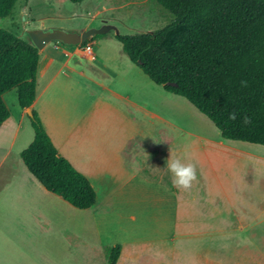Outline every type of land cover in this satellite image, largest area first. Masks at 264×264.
Here are the masks:
<instances>
[{
  "label": "crops",
  "instance_id": "0c3cea01",
  "mask_svg": "<svg viewBox=\"0 0 264 264\" xmlns=\"http://www.w3.org/2000/svg\"><path fill=\"white\" fill-rule=\"evenodd\" d=\"M120 1L78 3V8L88 3L85 9L89 16V21L80 26V33L103 24L115 27L112 14L130 4ZM26 4L27 0L24 14ZM98 17L101 21L94 24ZM52 27L36 29L50 31ZM28 42L31 44L30 40ZM49 44L52 53L44 52L48 44L37 50L35 98L29 110L38 115L57 153L89 182L95 203L88 210L98 204H110L114 217L138 225L141 220L167 219L166 214L152 210V205L161 204L162 199H155L152 193L145 191L150 185L162 187L163 168L156 159L164 157L167 161L175 154L184 163L185 136L191 144L201 141L213 150L223 142L185 131L184 118L175 104L177 99L167 105L168 95L181 97L152 84L127 59L114 38L102 36L99 43L89 40L84 45ZM87 49L92 57L89 62L85 60L89 54ZM6 97H9L10 107L5 102ZM2 101L9 116L0 125V136L8 141L0 151V264H39L34 262L32 253L39 254L43 245H33L29 238L24 244L25 236L29 237L34 231L40 235L46 233L50 219L62 216L72 207L46 192L21 163L19 152L32 141L33 132L26 129L27 115L25 109L17 106L16 90L4 93ZM228 143L224 144L233 148L238 156H246L254 170L264 167L262 149L234 148L231 146L234 142ZM153 165L158 176H152ZM257 172L261 176L262 169ZM248 189L250 187L242 194L249 193ZM164 193L166 195V189ZM176 194L187 192L176 189ZM243 199L245 202L238 208L230 203L229 225L217 224L215 214L209 216L213 222L209 221L202 231L180 232L185 239L189 236L184 235H194L196 239L203 235L207 246L192 250L193 254L179 264H202L197 258L202 259L204 255L208 257V264H264V199L248 194ZM190 216L193 215L189 212L176 211L173 218L176 228L185 230L182 226L189 225L185 221ZM123 249L124 246H120V253ZM200 251L205 252L202 257L198 256ZM119 257L116 264H120Z\"/></svg>",
  "mask_w": 264,
  "mask_h": 264
},
{
  "label": "trees",
  "instance_id": "16d2710c",
  "mask_svg": "<svg viewBox=\"0 0 264 264\" xmlns=\"http://www.w3.org/2000/svg\"><path fill=\"white\" fill-rule=\"evenodd\" d=\"M152 1L172 19L153 32L115 34L127 59L152 84L222 129L223 141L264 147V0ZM16 2L0 0V19L12 15ZM37 59L32 44L0 29V125L9 116L4 93L15 89L17 106H31ZM234 111L237 118L230 121ZM244 116L250 124L242 123ZM27 118L33 138L19 152L27 172L73 209L91 208L95 194L87 179L57 153L36 112ZM119 254L120 245L107 248L106 264H116Z\"/></svg>",
  "mask_w": 264,
  "mask_h": 264
},
{
  "label": "rangeland",
  "instance_id": "374dc122",
  "mask_svg": "<svg viewBox=\"0 0 264 264\" xmlns=\"http://www.w3.org/2000/svg\"><path fill=\"white\" fill-rule=\"evenodd\" d=\"M25 1L17 0L12 15L0 19V29L10 31L27 42L29 41L27 32L40 30L36 28L41 26L46 28L45 30H49L48 28L54 25L64 26L68 29L62 31L79 34L80 26L89 21L85 9L88 3L83 8H78L79 4H71L66 0H27L24 14ZM120 2L130 4L112 14L115 27L104 33L105 35H97L88 41L94 40L95 43H99L102 36L113 38V34L128 36L153 32L172 19L152 0H121ZM100 19L101 17H98L94 24H98ZM51 47L48 44L44 52L52 53ZM8 98H5V102L10 107L11 102ZM173 99H177L175 104L180 108L177 110L184 118L185 131L199 134L206 139L219 140L223 144L213 150L207 148L201 141L200 143L194 141V144H191V140L186 141L188 137L185 136L182 157L184 163L195 164L198 177L197 182L193 183L192 188L186 191L185 195L176 194L177 188L173 186L172 175L166 167L169 159H177L179 156L171 154L167 161L164 157L156 159L158 165L161 164L163 168L164 176L160 182L162 187L150 185L145 191L152 193L155 199L156 197L162 199L161 204L152 205V210L166 214L167 219L141 220L138 225L127 219L120 220L114 217L110 204L103 206L98 204L96 208L90 210L68 208L62 216L56 215L50 219L49 230L46 233L40 235L34 231L29 237L25 236L24 244L28 243L29 238L31 244L43 245L39 254L35 255L33 251L34 262L106 264L105 250L120 245L124 246L119 257L120 264H179L187 255L193 254L192 250L194 252L197 247L207 246L206 237H202L203 235L199 239L194 235H184L189 236L185 239L181 231L185 233L202 231L209 221L213 222L209 216L215 214L218 217L215 221L217 224L229 225L230 203L235 208L242 206V202H245L243 196L247 194L264 199V167H255L254 170L249 165L248 158L238 156L233 148L224 144L229 143L220 139L211 123L182 98L168 95L167 105H170ZM25 126L32 132L28 118ZM7 142L5 136H0V151L5 149ZM231 146L240 149L257 147L262 149L260 151H264V147L240 142H234ZM21 167L24 170L23 166ZM259 169H262L261 176L257 175ZM152 176H158L154 168ZM154 182L156 183L157 180ZM247 187H250L249 193L243 195L242 191ZM252 207L250 206L251 210H254ZM176 211L189 212L193 215L185 221L189 225L182 226L185 230L177 229L175 226L173 218ZM129 224L132 227H129ZM203 253L205 252L200 251L198 256L202 257ZM6 256L9 257V253ZM197 260L202 264L209 263L206 255Z\"/></svg>",
  "mask_w": 264,
  "mask_h": 264
},
{
  "label": "water",
  "instance_id": "95a60500",
  "mask_svg": "<svg viewBox=\"0 0 264 264\" xmlns=\"http://www.w3.org/2000/svg\"><path fill=\"white\" fill-rule=\"evenodd\" d=\"M110 29H113V27L103 24L97 29L90 28L79 34L53 29L50 31H42V30L28 31L27 36L32 46L36 50H40L46 44H49L51 42H59L64 45H79L94 36L102 35L106 33ZM25 113L27 116H30L29 108L25 109Z\"/></svg>",
  "mask_w": 264,
  "mask_h": 264
},
{
  "label": "clouds",
  "instance_id": "9594fccd",
  "mask_svg": "<svg viewBox=\"0 0 264 264\" xmlns=\"http://www.w3.org/2000/svg\"><path fill=\"white\" fill-rule=\"evenodd\" d=\"M242 86H246V82H241ZM237 118V113L234 111L229 113L228 119L230 121H235ZM242 123L247 125L251 123V119L248 116L242 118ZM214 130L217 134H222V129L213 124ZM167 170L172 175L173 186L177 189L188 191L192 188L193 183L197 182L198 177L196 173L195 164L188 162L183 163L179 158L169 159L167 162Z\"/></svg>",
  "mask_w": 264,
  "mask_h": 264
},
{
  "label": "built area",
  "instance_id": "2783aa9c",
  "mask_svg": "<svg viewBox=\"0 0 264 264\" xmlns=\"http://www.w3.org/2000/svg\"><path fill=\"white\" fill-rule=\"evenodd\" d=\"M86 51H88L89 52V54L85 57V60L87 61V62H89L90 60H91V54H90V51H89V49H87Z\"/></svg>",
  "mask_w": 264,
  "mask_h": 264
}]
</instances>
